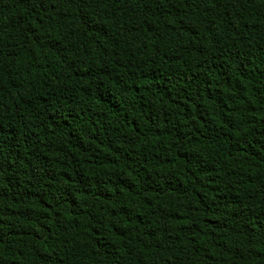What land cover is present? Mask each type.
Instances as JSON below:
<instances>
[{"label":"trees","instance_id":"1","mask_svg":"<svg viewBox=\"0 0 264 264\" xmlns=\"http://www.w3.org/2000/svg\"><path fill=\"white\" fill-rule=\"evenodd\" d=\"M0 264H264V0H0Z\"/></svg>","mask_w":264,"mask_h":264}]
</instances>
